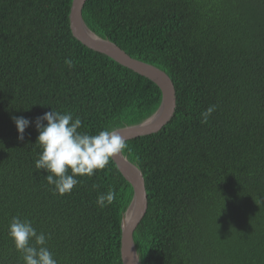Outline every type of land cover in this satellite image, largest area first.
<instances>
[{
	"label": "trees",
	"instance_id": "trees-1",
	"mask_svg": "<svg viewBox=\"0 0 264 264\" xmlns=\"http://www.w3.org/2000/svg\"><path fill=\"white\" fill-rule=\"evenodd\" d=\"M70 4L0 0V264H22L8 236L17 215L49 237L58 264H121L132 188L110 160L77 177L70 194H54L34 165L35 121L53 108L78 116L79 131L117 130L153 115L161 92L77 42ZM81 16L175 89L170 121L121 153L147 195L133 234L139 264H264V0H87ZM21 116L32 122L22 142L13 122ZM110 188L116 201L98 207Z\"/></svg>",
	"mask_w": 264,
	"mask_h": 264
},
{
	"label": "clouds",
	"instance_id": "clouds-1",
	"mask_svg": "<svg viewBox=\"0 0 264 264\" xmlns=\"http://www.w3.org/2000/svg\"><path fill=\"white\" fill-rule=\"evenodd\" d=\"M65 64L69 68L74 66L71 59H66ZM215 110V105H212L201 112V123H208ZM13 122L18 140L22 142L25 130L32 122L22 116L13 117ZM35 127L38 131L36 144L40 148L38 159L34 161L35 168L47 173L45 180L53 193L60 196L72 192L80 183L77 177L96 175L127 148L125 137L115 129L105 128L96 134L79 131L82 121L78 116L74 118L70 112L53 108L36 118ZM117 196L116 190L110 188L106 193L98 194L96 205L108 207ZM8 236L16 251L21 253L22 264H58L47 246L49 237L42 231L38 232L27 218L12 217Z\"/></svg>",
	"mask_w": 264,
	"mask_h": 264
},
{
	"label": "water",
	"instance_id": "water-1",
	"mask_svg": "<svg viewBox=\"0 0 264 264\" xmlns=\"http://www.w3.org/2000/svg\"><path fill=\"white\" fill-rule=\"evenodd\" d=\"M87 0H71L69 29L73 38L86 48L105 55L132 72L153 82L161 92V103L156 112L139 124L117 129L126 142L159 132L172 118L176 97L172 81L162 70L131 58L117 45L94 35L83 23L81 11ZM123 179L132 188V200L121 221L120 260L121 264H139L133 244V234L147 211V195L141 172L119 154L111 159Z\"/></svg>",
	"mask_w": 264,
	"mask_h": 264
}]
</instances>
